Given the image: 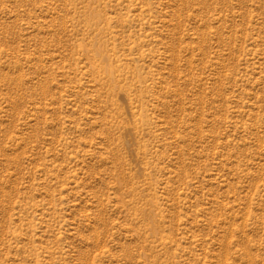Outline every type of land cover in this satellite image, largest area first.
<instances>
[{
    "label": "rangeland",
    "instance_id": "1",
    "mask_svg": "<svg viewBox=\"0 0 264 264\" xmlns=\"http://www.w3.org/2000/svg\"><path fill=\"white\" fill-rule=\"evenodd\" d=\"M0 264H264V0H0Z\"/></svg>",
    "mask_w": 264,
    "mask_h": 264
}]
</instances>
